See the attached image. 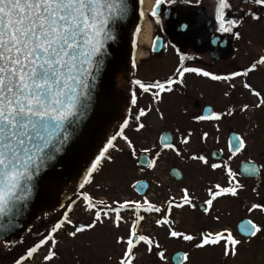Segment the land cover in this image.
<instances>
[{
    "label": "snow or ice",
    "instance_id": "6c2138e0",
    "mask_svg": "<svg viewBox=\"0 0 264 264\" xmlns=\"http://www.w3.org/2000/svg\"><path fill=\"white\" fill-rule=\"evenodd\" d=\"M139 2L140 17L143 19L144 0ZM164 2L165 0H154L151 6L150 15L156 18V23H159L157 9ZM167 2L172 4L176 0ZM243 2L254 7L242 11L236 19H228L226 10L231 9V3L229 0H216L217 32L231 34L239 40V28L243 27L244 23L264 21V15L260 11L264 8V0ZM128 11L127 0H0V217L9 218V224L0 223V228L10 227L12 219L27 208L38 184L41 191L51 192L56 188L57 179L62 172L56 171L52 162L57 160V154L65 151V146H68L69 150L87 137L85 121L98 99L92 94L93 82L102 70L107 54L106 45L109 41L118 40V22L125 19ZM141 30L137 27L135 34L139 35ZM132 43L135 48L136 39H133ZM152 51H156V40L152 42ZM176 52L179 61L171 75L164 79L136 78L131 81V107L127 109L118 130L107 137L103 147L91 158L77 186L75 199H71L67 204L60 203L59 207L63 209L60 217L46 228L45 233H37L38 238L26 245L22 252L13 255L11 264H27L45 247L47 251L42 256V264H51L54 259L59 258L57 245L60 241L57 237L60 232L63 231L70 240H76L81 234L92 232L98 226L108 231L118 230L122 223H127L122 213L129 210L133 211L134 218L131 220L127 236H113L114 244L123 246L116 264H134L136 250L141 244L146 246L145 250L149 255H152L155 249L154 254L159 261L168 264L166 249L161 246L159 240L138 231L141 222L145 220L141 213H163L154 223L157 227L167 226L168 239L182 240L185 243L197 241L192 244L197 250L221 247L226 262L229 259L235 260L244 245H250L254 239L264 235V224L249 218L242 219L237 226L244 239L237 238L227 227L216 231L201 230L198 237L176 230L173 227L174 221L170 218L172 210L183 209L185 206L193 211L197 209L194 193H190L188 187L180 189V199L170 195L164 207L148 199L145 194L148 184L144 180H136L130 185L141 195L140 200L112 199L109 203L83 191L86 185L93 182L94 174L102 171L105 162L115 163L113 156L109 154L111 150L123 152L115 143L118 138L125 142L130 150L129 155L141 171L153 170L166 150L181 159L184 158L183 154L188 152L187 147H177L170 133L163 132L159 135L158 146L142 147L137 155L136 145L125 134V130L133 123V132L141 133L147 130L150 126L143 118L153 111L152 104H149L147 107L138 108L133 115L132 108L138 101L137 88L141 95H150L160 120L165 119V113L159 107L164 94L175 93L177 86L186 88L185 78L189 74L216 83H227L229 90L223 93L225 97L236 88L232 81L243 77L242 87L258 100L253 107L264 108V94L247 80L250 73L256 71L258 66L264 65V55L253 59L247 67L218 73L202 67L188 66L186 60H193L194 57L185 56L179 49ZM132 68H137L135 57L132 59ZM248 108V104H243L239 111L243 113ZM235 112L236 108L233 106L220 111L205 107L202 114L192 116L191 120L194 123L217 122L215 127L219 131L218 122L232 117ZM176 132L180 134V145L186 146L190 143L193 136L191 129L181 132L180 128H176ZM207 137L208 133L202 131L201 142H206ZM216 140L218 143L219 137H216ZM248 147L245 137L233 132L227 140V159H223V149L211 153L217 161L212 163L202 151H193L187 156L188 160L198 162L212 171L223 169L227 177L226 186L210 183L205 189L207 199L199 204L200 211L205 215L210 213L218 199L239 198V191L244 188V184L237 179L238 175L259 177L264 165H257L252 160L244 163L239 173L230 167V161L238 154L248 151ZM153 152L155 154L150 155ZM45 168L48 169L47 172H43ZM171 174L182 178L176 168L171 170ZM252 191L257 190L253 188ZM39 194L38 192L37 195ZM81 201L83 210L93 214L88 223H75L70 218L74 207ZM246 210L249 214L254 211L264 213V202H253L246 206ZM47 216L45 213V218ZM213 219L220 221L219 216H214ZM106 221H110V225L106 224ZM69 228L72 230H68ZM4 248L9 249L8 242H5ZM107 259L112 260V256L109 255ZM189 259V251H177L172 256L174 264H188Z\"/></svg>",
    "mask_w": 264,
    "mask_h": 264
},
{
    "label": "rangeland",
    "instance_id": "374dc122",
    "mask_svg": "<svg viewBox=\"0 0 264 264\" xmlns=\"http://www.w3.org/2000/svg\"><path fill=\"white\" fill-rule=\"evenodd\" d=\"M151 22V15L148 14ZM137 41V39H136ZM138 49V43L136 44ZM262 41L259 43H252L251 47L247 46L243 50H238L240 56L236 63L234 60L227 59L220 61L213 69L218 73H225L232 70H238L247 67L253 59L259 58L262 52ZM141 46L139 45V49ZM147 52L146 59L149 54V48L145 47ZM144 59V58H143ZM143 59L138 61L143 62ZM160 61L172 65L170 70L174 69L177 63V58L167 57L164 55ZM212 69V70H213ZM214 72V71H212ZM144 75H149L151 70L148 66L143 71ZM243 77L233 80L232 83L236 85L234 91H231L228 97L223 93L228 89V84L224 82L216 83L206 78H200L196 81L194 88H188L187 94H181V90L177 86V91L173 94H164L163 102L159 105L165 113V119L160 120L155 112L156 105L152 103L150 95H141L137 89L138 101L134 108V113L140 107H147L152 104L153 111L143 118L150 126L147 130L141 133H135L132 128L134 123L125 130V134L133 140L137 148V155L142 147L158 146L159 135L164 131H171L173 133V142L183 149L188 148V152L183 154V159L177 157L170 150H166L159 158L156 167L153 170L144 169L141 171L136 166V161L129 155V149L125 142L121 139L115 141L123 152H116L111 150L110 155L113 156L115 163L105 165L99 173L94 174V180L91 184L86 185L83 191L89 192L96 199H105L109 203L112 199H129L140 200L141 195L137 193L131 184L136 180H147L150 183V189L146 193L148 199L159 206H166L167 198L175 196L180 199L182 187H188L190 193H194V202L197 204V209H192L185 206L183 209H173L170 218L174 221L173 227L176 230L184 231L198 237L201 230L216 231L221 228H230L233 234L239 239H244L237 231V223L242 218L248 217L259 224H264V213L254 211L248 213L246 206L251 203L264 202L263 185L250 184L243 180L239 175L237 179L244 184V188L239 191V198L233 199L231 197L220 198L214 202L213 208L208 215L199 211L198 205L207 199L205 189L210 183H220L227 185V177L223 169L212 171L200 165L198 162L190 161L187 156L191 152H203L209 157V162H217L211 158V151L213 149H223V159H227L229 153L227 150V140L229 132L234 131L248 141V151L242 152L230 161V167L237 171L238 166L244 160H255L256 162H264V108H255L253 105L258 103L256 97L252 96L247 90L242 87ZM248 82L252 84L257 90L264 94V65L258 66V69L250 73L247 78ZM205 104H211L214 110H226L227 107L233 106L236 112L232 117H226L219 123V131L216 130L215 124L217 122H201L194 123L191 117L201 114V107ZM243 104H248L249 108L246 112L239 111ZM119 126L115 127L110 135L117 131ZM176 128H180L181 132L191 129L193 136L190 143L186 146L179 144V133ZM203 132L208 133L206 142H201L200 135ZM109 135V136H110ZM216 137H219L217 143ZM151 153L150 155H154ZM176 167L183 173L181 180H176L170 175V169ZM79 181L71 182L64 187V199L62 203H70L71 199H75V192ZM99 186V187H97ZM256 188V192L252 189ZM258 193V194H257ZM70 198V199H66ZM63 209H57L48 213L47 218L42 215L41 218L46 220L50 226L52 222L60 217ZM145 220L141 222L138 231L140 234H147L155 237L161 243V246L166 249V256L168 257V264H172L171 255L177 251H189L190 259L188 264H264V235L254 239L250 245H244L241 249L240 255L235 259H229L227 262L222 256L221 247H206L197 250L192 247V244L197 241L185 243L182 240H172L167 238V226L157 227L155 220L159 219L163 214H145ZM92 213H87L83 210L82 201L78 202L74 207L70 218L75 223H88L91 220ZM127 223H122L118 230L101 229L99 226L92 232H86L77 237L76 240L67 238L63 231L58 234L60 243L57 245L58 257L54 259L51 264H116L121 252L122 245H115L113 236L115 234L127 236L131 220L134 218L133 211H125L122 213ZM219 216L220 221L216 222L213 217ZM110 225V221H106ZM72 230V229H68ZM36 233H45L46 229L43 227L36 229ZM146 246L141 244L136 250V259L134 264H162L155 256V249L152 255L146 252ZM47 247L41 249L37 261L42 260V256L46 254ZM111 255L112 260L107 257ZM42 264V263H41Z\"/></svg>",
    "mask_w": 264,
    "mask_h": 264
},
{
    "label": "water",
    "instance_id": "95a60500",
    "mask_svg": "<svg viewBox=\"0 0 264 264\" xmlns=\"http://www.w3.org/2000/svg\"><path fill=\"white\" fill-rule=\"evenodd\" d=\"M127 3L129 6L128 14L124 20L118 22L120 25L118 40L109 41L106 45L107 54L104 57L102 70L93 82L92 94L98 99L85 121V130L88 132L87 137L69 150L68 146H65V151L57 154V160L52 163L55 165V170L62 173L57 179L56 188L51 192L41 191L38 184L28 201L27 208L12 219L10 227L0 228V241L16 242L32 222L39 218L41 213H49L59 207L64 199V187L82 178L84 171L91 162V158H94V155L103 147L109 131L120 120L123 114L125 97L117 88V77L120 74L127 76L130 61L134 55L132 41L136 35V28L141 24L139 0H127ZM205 19V16H202L194 5H185V7L173 9L167 16L170 38L184 49L192 47L196 52H211L213 55L218 54L220 58L224 57L228 42L223 40L219 34L211 32L209 26L205 24ZM164 132L172 135L170 131ZM244 163L246 162H243L241 166ZM176 169L183 176L182 172L178 168ZM171 170L170 175H172ZM47 171V168L43 170V172ZM43 172L41 175H43ZM242 176L253 177L250 175ZM175 178L177 180L181 179ZM253 178L258 179L259 177ZM145 182L148 184V188L145 190L146 193L149 189V183ZM38 192L39 195H37ZM0 223L8 225L9 218L0 217Z\"/></svg>",
    "mask_w": 264,
    "mask_h": 264
},
{
    "label": "flooded vegetation",
    "instance_id": "af4514ba",
    "mask_svg": "<svg viewBox=\"0 0 264 264\" xmlns=\"http://www.w3.org/2000/svg\"><path fill=\"white\" fill-rule=\"evenodd\" d=\"M232 7L229 10H226V16L228 19H236L241 15L242 11H247L249 8H253L251 4H245L243 0H229ZM215 4L216 0H188V2H185V0H176L175 3L169 4L167 0H165L164 3L161 4V6L157 9V17L159 18V23H156V18H153L151 16V25H152V36L153 40H156V51H152V46L149 48V54L147 59L144 58L143 62L138 61L136 58V53L134 55L135 61L137 64V68H132V62L130 63L129 70L127 72V76H124L123 74H120L117 79V87L124 95L125 100L123 103V114L120 118L119 124L122 122V120L125 118L127 109L131 107L130 101H131V91L133 90V85L131 84V81L133 79L139 78L143 80H149V79H164L168 75H171L173 70H170L169 63L160 61V58L164 55H167V57H175L177 58V63L175 64L174 68L178 64L179 57L177 55L176 50L179 49L181 53H183L185 56H193L194 59L187 61L186 65L188 66H196V67H202L209 71H214L213 67H215L220 61L225 60H238L237 58L240 56V52L238 50H243L247 46L251 47L252 43H259L260 40L262 41V52L264 53V21L260 23H255L248 21L244 23L243 27L239 28V31L241 33V39L236 40L234 37H232L231 34L228 33H222L217 32L216 29V21H215ZM185 5H194L198 12L202 16H205V24L209 26L211 32L217 33L222 38L227 40L228 42V48L225 52L224 57H219L218 54H212L211 52H196L192 47H187L186 49L180 47L175 42H173L169 35V30L167 27V16L172 12L173 9L177 7H185ZM261 14L264 15V8L261 10ZM247 19V18H246ZM236 29H234L235 31ZM157 37L159 38L157 40ZM264 55V54H262ZM148 66L151 70V73L149 75H144L143 71L145 67ZM213 69V70H212ZM203 77H197L193 74H189L185 78V83L187 85L186 88H180L181 94L186 95L188 88H194L196 85V81L198 79ZM138 89V88H137ZM136 89V90H137ZM139 90V89H138ZM140 91V90H139ZM206 106H211V104H205L201 107V114L203 108ZM134 108H132V113H134ZM119 124L117 126H119ZM116 126V127H117ZM241 164V163H240ZM258 165H264V162L259 161ZM240 166V165H239ZM238 166V169H239ZM237 169V172L239 173V170ZM240 176V175H239ZM241 177V176H240ZM243 180L248 181L250 184H261L264 187V168H261L260 176L257 180L251 178V177H241ZM264 194V189L262 190ZM49 226L48 222L41 217L33 222V224L29 227V229L23 234L21 239L19 241H23V244L15 243L10 244L9 242V249L4 248L5 242H0V264H11L12 256L15 254H18L19 252H22L24 250V247L26 245L31 244L34 240H36L37 233L35 232L36 229L44 228L46 229ZM31 230V231H29ZM12 243V242H11ZM41 253V251L36 255L35 259L32 261H28L27 264H41L42 260L37 261L38 255Z\"/></svg>",
    "mask_w": 264,
    "mask_h": 264
},
{
    "label": "bare ground",
    "instance_id": "6f19581e",
    "mask_svg": "<svg viewBox=\"0 0 264 264\" xmlns=\"http://www.w3.org/2000/svg\"><path fill=\"white\" fill-rule=\"evenodd\" d=\"M154 3V0H144V4H143V11L145 13L144 18H143V23L141 26V32L138 35V49H137V54H136V58L137 59H143L146 57V50L145 47L149 48L152 40H153V36H152V25L149 21L148 18V14L150 13L151 10V6ZM139 45L141 46V48L139 49Z\"/></svg>",
    "mask_w": 264,
    "mask_h": 264
}]
</instances>
